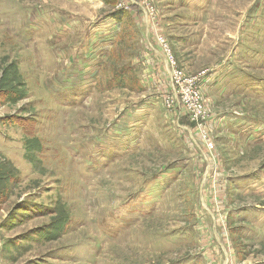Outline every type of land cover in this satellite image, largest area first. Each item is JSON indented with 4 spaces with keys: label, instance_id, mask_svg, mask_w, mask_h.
Here are the masks:
<instances>
[{
    "label": "rangeland",
    "instance_id": "374dc122",
    "mask_svg": "<svg viewBox=\"0 0 264 264\" xmlns=\"http://www.w3.org/2000/svg\"><path fill=\"white\" fill-rule=\"evenodd\" d=\"M132 2L0 0V264H264V0Z\"/></svg>",
    "mask_w": 264,
    "mask_h": 264
},
{
    "label": "built area",
    "instance_id": "2783aa9c",
    "mask_svg": "<svg viewBox=\"0 0 264 264\" xmlns=\"http://www.w3.org/2000/svg\"><path fill=\"white\" fill-rule=\"evenodd\" d=\"M131 0V5L135 4ZM160 46L166 52L169 64L171 65V79L176 84V87H172V96L178 100V102L186 105L188 110L193 112H200L202 110L203 103L199 95L198 85L199 77L184 76L181 71L176 69V63L172 58V54L165 40L161 39ZM200 125H202L200 123Z\"/></svg>",
    "mask_w": 264,
    "mask_h": 264
},
{
    "label": "trees",
    "instance_id": "16d2710c",
    "mask_svg": "<svg viewBox=\"0 0 264 264\" xmlns=\"http://www.w3.org/2000/svg\"><path fill=\"white\" fill-rule=\"evenodd\" d=\"M120 12H123V11H120ZM118 13V14H117ZM116 14H115V19L117 20V23L116 24H118L119 25V31H118V33L116 34V37L113 39L114 41L112 42V43H110V44H112V46H117L118 45V43H120L119 42V40H120V36H121V30H122V28H123V25H122V22H120L117 18H120L121 17V14L122 13H119V12H117ZM123 13H125V12H123ZM117 17V18H116ZM87 42V41H86ZM96 43H100V42H92V45L91 46H93V47H95V44ZM110 56V55H109ZM96 75V74H95ZM96 81L94 82V84H93V86L95 85V83L97 84L98 82H99V80H100V75L98 76V75H96ZM96 86V85H95Z\"/></svg>",
    "mask_w": 264,
    "mask_h": 264
},
{
    "label": "crops",
    "instance_id": "0c3cea01",
    "mask_svg": "<svg viewBox=\"0 0 264 264\" xmlns=\"http://www.w3.org/2000/svg\"><path fill=\"white\" fill-rule=\"evenodd\" d=\"M115 26H116V27H115ZM116 29H117V30L119 29V25L116 24V23H114V29H113V30H114V33H115V34H116V31H117ZM99 30H100L101 32H103V35L106 34V33H105L106 30H101V29H99ZM115 30H116V31H115ZM90 33H91V32H90ZM95 34H96V33H95ZM95 34H94V35H95ZM103 35L100 34V33H99L98 35H96V37H98V38L100 39V40L97 39L96 42H101V40H102L101 37H102ZM92 38H93V36H92ZM84 43H85V42H84ZM160 52H161V51H160ZM154 53H155V51H154ZM165 66H166L165 69L167 70V72L165 71V72H166L165 74H167V73H168V67H167V65H165ZM196 169H200V167H199V166H195V170H196ZM203 171H204V170H203ZM202 174H203V172H202ZM201 176H202L201 174L198 175L199 178H201ZM204 182H205V180H204ZM208 195H209V194H208ZM216 259H217V258H216ZM215 264H216V263H215ZM226 264H227V258H226Z\"/></svg>",
    "mask_w": 264,
    "mask_h": 264
}]
</instances>
